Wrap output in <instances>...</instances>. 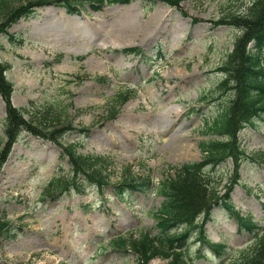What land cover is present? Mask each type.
Masks as SVG:
<instances>
[{"label":"rangeland","instance_id":"374dc122","mask_svg":"<svg viewBox=\"0 0 264 264\" xmlns=\"http://www.w3.org/2000/svg\"><path fill=\"white\" fill-rule=\"evenodd\" d=\"M255 1L185 0L178 9L132 0L97 11L86 2L75 16L46 5L10 29L14 38L1 37L0 58L12 66L7 77L15 88L13 105L27 109L30 119L36 109L43 113L72 104L68 118L73 129L60 141L78 144L80 154L109 158L106 177L111 185L99 189L87 181L81 194L72 190L57 201L42 202L51 179L73 176L70 163L60 146L23 133L0 165V224L10 231V237L0 238V264H138L135 255L115 252L110 245L119 235H158L154 213L164 198L153 190L119 196L112 185L129 171L158 185L174 168L203 161L199 145L220 139L204 134L207 122L232 94L222 95L219 86L226 78L218 69L243 35L214 23L230 14H248ZM132 48L141 49L143 57L124 52ZM119 93L129 96L121 106L114 102ZM112 105L113 120L108 117ZM6 114L0 98V156L7 144ZM255 121L239 131L238 142L247 155L240 182L232 184L233 160L207 173L217 193L232 188L234 210L253 216L260 234L264 120ZM83 127L90 129L87 135L80 132ZM179 135L188 139L189 151L170 147ZM205 233L212 243L227 245L225 257L198 242L195 232L186 251L189 264H231L256 237L238 231L233 216L220 207ZM166 263L156 258L149 264Z\"/></svg>","mask_w":264,"mask_h":264},{"label":"trees","instance_id":"16d2710c","mask_svg":"<svg viewBox=\"0 0 264 264\" xmlns=\"http://www.w3.org/2000/svg\"><path fill=\"white\" fill-rule=\"evenodd\" d=\"M148 1L165 3L171 8L180 9L185 0ZM86 2L97 11L98 8L102 9L108 4H130L132 0H31L26 3L18 0H0V39L3 36L14 38V35L9 33L10 29L21 19L30 18L38 7L56 5L66 8L70 15H75L81 12ZM214 24L231 26L240 32L243 31V35L234 44V50L218 69L226 78L221 82L219 89L222 90V95L232 93L230 102L219 111L216 118L207 122L204 132L220 139L203 141L199 145L205 156L202 162L186 163L174 168L175 173L167 175L158 185L151 186L149 178H136L131 171L112 185L114 192L119 196L127 194L128 191L147 192L153 189L158 196L164 197L161 208L154 213L158 235L143 232L140 239L118 236L111 243L116 250L134 251L142 259L138 264H148L154 258L164 259L167 261L166 264H189L186 250L189 249L192 233L195 232L202 245L209 246L215 255L225 257L223 253L227 246L212 243L205 233V226L211 221L218 207L230 212L237 221L240 232H248L256 236L254 244L248 249H241L238 253L239 257L231 264H264V230L257 234L260 229L259 222L251 215L245 217L234 210L230 197L232 188H229L224 195L217 193L216 189L211 188V178L207 173V169H214L226 160H233L235 178L232 184L236 185L240 182L239 171L247 160V155L238 142V132L247 125H254L256 118L264 120V0H256L246 15L230 14ZM124 52L130 56L144 54L138 48ZM11 67L0 58V98L5 102L7 110L4 130L7 144L1 153L0 165L3 166L11 155V149L19 137L27 132L60 146L62 157L68 159L71 164L73 176L54 177L49 182V186L43 190L41 201H57L72 190L81 194L87 181L95 183L99 189L111 185L106 177L107 166H110L109 158L80 154L78 144H63L60 141L69 130L73 129L72 120L68 118L71 104L63 108L59 107L57 110L49 107L43 113L41 109H36L30 119H26L24 114L30 113L27 109L22 110L13 105L15 88L7 77ZM100 80L96 79L98 82ZM128 97L125 93H119L114 98V102H118L117 104L121 106ZM109 112L108 117L113 120L116 117L114 105L110 107ZM68 125L69 127H66ZM80 132L88 134L90 129L83 127ZM6 227L7 225L0 224V238L5 234L7 238L10 237V231H5Z\"/></svg>","mask_w":264,"mask_h":264},{"label":"bare ground","instance_id":"6f19581e","mask_svg":"<svg viewBox=\"0 0 264 264\" xmlns=\"http://www.w3.org/2000/svg\"><path fill=\"white\" fill-rule=\"evenodd\" d=\"M188 139L182 136H178L177 138H174V140H171L170 147H174L176 150L180 151L181 149L185 151L190 150V146L187 145Z\"/></svg>","mask_w":264,"mask_h":264}]
</instances>
